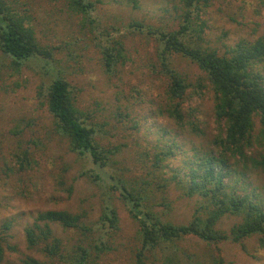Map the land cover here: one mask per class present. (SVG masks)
<instances>
[{
    "label": "rangeland",
    "instance_id": "obj_1",
    "mask_svg": "<svg viewBox=\"0 0 264 264\" xmlns=\"http://www.w3.org/2000/svg\"><path fill=\"white\" fill-rule=\"evenodd\" d=\"M73 1L5 0L35 31L51 57L32 60L18 70L0 50V239L15 248L4 244L3 264L29 258L41 264H68L48 257L42 246L31 248L27 242L26 229L40 213L51 210L82 215L84 224L93 229L85 236L77 229L50 225L62 242L67 260L75 254L76 246H88L104 237L111 249L95 261L93 258L91 264H139L138 225L120 192L112 190V186L121 188L117 182L123 180L148 188L142 182L154 178L149 173L152 166L147 153L151 158L156 146L174 143L178 156L167 165L183 169L196 149L210 147L216 132L214 95L206 74L181 55L171 58V67L192 86L185 106L187 110L195 109L203 132L198 136L178 129L165 114L169 77L162 68L156 43L129 29L131 23L139 22L177 30L183 23L182 0H87L95 3L88 14L79 12ZM194 29L198 33L192 35L199 44L221 55L239 43L264 39V0H209L199 18L194 19ZM108 39H123L127 48L126 63L113 74L107 73L103 64L102 46ZM258 68L264 74V64ZM57 78L68 80L77 105L94 113L102 146L121 148L108 171L79 158L57 133L43 90ZM27 151L32 156L31 167L21 169L18 156ZM84 172L93 176L82 175ZM110 173L117 181L110 180ZM247 176L251 192L264 201V172L252 169ZM154 191L157 211L177 225L188 224L202 201L182 196L175 184L165 194L157 188ZM163 196L169 207L160 205ZM106 205L118 212V231L105 233L95 226ZM241 221L240 217L227 216L219 228L229 232ZM169 247L164 252H145L144 264H209L211 257L218 254L226 264H264V249L257 236L240 243L212 245L188 237Z\"/></svg>",
    "mask_w": 264,
    "mask_h": 264
},
{
    "label": "trees",
    "instance_id": "obj_2",
    "mask_svg": "<svg viewBox=\"0 0 264 264\" xmlns=\"http://www.w3.org/2000/svg\"><path fill=\"white\" fill-rule=\"evenodd\" d=\"M208 1L182 0L183 23L177 30L158 29L139 22L129 25L133 33L145 34L156 43L162 68L169 77L164 109L168 118L178 129L203 136L195 109L187 110L185 106L192 86L171 67L172 56L178 54L194 62L206 74L214 95L216 125L210 147L200 151L196 149L183 169L167 165L168 161L178 156L173 149L174 143L156 146L151 158L150 153H147L152 166L149 173L154 178L152 181L142 182L148 188L143 189L138 184L132 185L123 180L117 182L121 188L112 186V190L120 192L130 216L138 225L141 243L139 264H144L145 252H164V249H169V246H175L188 237H197L212 245L226 241L240 243L257 236L264 249V201L251 192V185L247 181V174L252 173V169L264 172V74L258 68L264 64V39L254 43H239L224 55L199 44L192 35V32L198 33L194 29V19L199 18ZM73 4L82 14H88L95 7V3L87 0H74ZM199 29L204 34L203 28ZM106 36L109 38V35ZM0 50L18 70L32 60L51 57V53L41 45L35 31L26 25L24 19L5 0H0ZM126 50L123 39L106 41L102 46V55L107 73L113 74L120 64L126 63ZM43 90L56 131L68 141L71 151L79 158L108 171L121 148L102 146L98 140L100 129L94 122L95 115L77 105L70 82L57 78ZM31 160L32 156L28 151L18 156L21 169L31 167ZM168 173L171 175L166 178ZM82 175L93 176L91 172H84ZM94 177L96 180L100 179L98 175ZM109 178L117 181L112 173ZM157 179L160 180L159 183L151 187ZM173 184L182 196L202 200L188 224H174L165 220L161 212L157 211L158 204L154 201L156 196H153L156 195L155 188L165 194ZM166 198H161L160 205L169 207L170 203ZM227 216L242 219L229 232L219 228ZM83 219L82 215L68 211L51 210L40 213L35 223L26 229L29 247L42 246V251L48 257L65 260L68 264L93 263V258L95 261L111 249L106 238L100 237L88 246H76L75 254L67 260L62 242L54 235L50 226L52 223L59 224L66 229L80 230L86 236L93 229L84 224ZM95 226L105 233L109 230L118 231L120 218L117 210L104 206ZM4 244L15 250L5 239H0V264L6 258ZM210 260L209 264H226L220 254L212 256ZM7 264L41 263L29 258L21 263Z\"/></svg>",
    "mask_w": 264,
    "mask_h": 264
}]
</instances>
